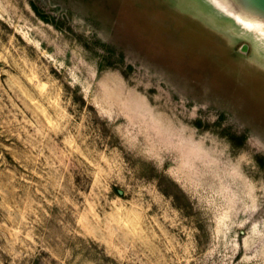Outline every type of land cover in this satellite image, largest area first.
<instances>
[{"label": "rangeland", "instance_id": "obj_1", "mask_svg": "<svg viewBox=\"0 0 264 264\" xmlns=\"http://www.w3.org/2000/svg\"><path fill=\"white\" fill-rule=\"evenodd\" d=\"M166 0H0V264H264V68Z\"/></svg>", "mask_w": 264, "mask_h": 264}, {"label": "water", "instance_id": "obj_2", "mask_svg": "<svg viewBox=\"0 0 264 264\" xmlns=\"http://www.w3.org/2000/svg\"><path fill=\"white\" fill-rule=\"evenodd\" d=\"M229 40L243 42L242 55L264 68V0H166Z\"/></svg>", "mask_w": 264, "mask_h": 264}]
</instances>
